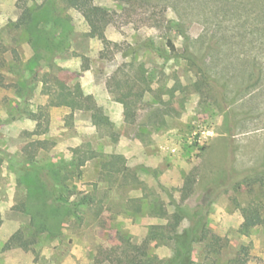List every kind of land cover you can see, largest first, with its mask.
<instances>
[{"label":"rangeland","instance_id":"obj_1","mask_svg":"<svg viewBox=\"0 0 264 264\" xmlns=\"http://www.w3.org/2000/svg\"><path fill=\"white\" fill-rule=\"evenodd\" d=\"M94 1L0 0V264H264V0Z\"/></svg>","mask_w":264,"mask_h":264},{"label":"trees","instance_id":"obj_2","mask_svg":"<svg viewBox=\"0 0 264 264\" xmlns=\"http://www.w3.org/2000/svg\"><path fill=\"white\" fill-rule=\"evenodd\" d=\"M32 0H18L19 5L23 8V15L18 18V24H25L28 21L31 20V13L29 12L28 8L26 7V3ZM70 6L75 8L80 12L82 15L84 21L86 22L89 33L92 36H99L104 42L107 41L105 38L104 30L107 24V18L102 15L99 11V7L96 5L94 0H65ZM171 22L175 23L176 26H178V30L180 33H182L184 36H186L182 30V27L179 22H176L174 20H170ZM170 49L173 53H175V47L173 44H169ZM53 95V93L51 94ZM56 104H64L69 106L72 109H81V108H87V109H93L96 107L94 105V101L92 96L85 95L81 90L77 89L76 91H69V90H61L56 97H54ZM90 103L92 107L90 106ZM93 117L96 118V114L93 113ZM97 121H101L99 118L96 119ZM86 159V158H85ZM84 162V159H82L79 164H82ZM245 177V173H244ZM224 179V178H223ZM58 201L63 202L64 204L71 205L73 207H77L78 203H73L70 201L67 197L63 195H58L57 197ZM254 212L252 213L249 208H244V220L242 223V227L246 230L249 227L256 225L261 222L260 218V212L259 208L255 207ZM250 212V214H249ZM0 225H1V219H0ZM171 238H174L173 235L170 236ZM20 239L19 232H16L12 235L9 242L16 241ZM176 244L182 245L185 244V242L175 239L174 240ZM26 244V242H24ZM128 244V251L122 252V256H119L117 260V264L119 263H125V264H146L148 259L146 258V245H136V244H130L127 241ZM186 260V257L184 254H182L179 250L176 249L174 255L172 258H170L165 264H182Z\"/></svg>","mask_w":264,"mask_h":264}]
</instances>
